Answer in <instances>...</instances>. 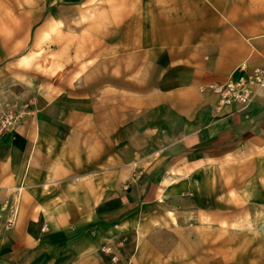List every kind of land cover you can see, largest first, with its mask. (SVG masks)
Returning a JSON list of instances; mask_svg holds the SVG:
<instances>
[{
  "label": "crops",
  "instance_id": "crops-1",
  "mask_svg": "<svg viewBox=\"0 0 264 264\" xmlns=\"http://www.w3.org/2000/svg\"><path fill=\"white\" fill-rule=\"evenodd\" d=\"M263 67L264 0H0V264H164L264 207V87L209 89Z\"/></svg>",
  "mask_w": 264,
  "mask_h": 264
},
{
  "label": "rangeland",
  "instance_id": "rangeland-1",
  "mask_svg": "<svg viewBox=\"0 0 264 264\" xmlns=\"http://www.w3.org/2000/svg\"><path fill=\"white\" fill-rule=\"evenodd\" d=\"M259 1V0H258ZM261 4L263 0H260ZM229 82V81H228ZM227 83V82H226ZM217 84H213L214 86ZM223 85V84H221ZM211 86L209 89L211 90ZM229 222L214 225L213 234L192 237L186 247L168 236L162 240L164 264H264V207L229 208Z\"/></svg>",
  "mask_w": 264,
  "mask_h": 264
},
{
  "label": "built area",
  "instance_id": "built-area-1",
  "mask_svg": "<svg viewBox=\"0 0 264 264\" xmlns=\"http://www.w3.org/2000/svg\"><path fill=\"white\" fill-rule=\"evenodd\" d=\"M256 84L264 87V67L256 68L248 78H239L237 81H229L223 85L211 86V91L220 97L221 103H229L232 101L240 104H247L251 98L250 85ZM19 115L0 110V130L6 131L13 127ZM9 221L7 226H11Z\"/></svg>",
  "mask_w": 264,
  "mask_h": 264
}]
</instances>
